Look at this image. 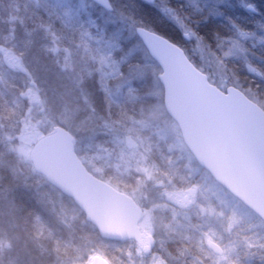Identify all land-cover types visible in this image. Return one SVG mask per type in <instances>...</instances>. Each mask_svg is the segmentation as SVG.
I'll use <instances>...</instances> for the list:
<instances>
[{
    "label": "rangeland",
    "instance_id": "rangeland-1",
    "mask_svg": "<svg viewBox=\"0 0 264 264\" xmlns=\"http://www.w3.org/2000/svg\"><path fill=\"white\" fill-rule=\"evenodd\" d=\"M111 1L115 7V4L120 5L122 0ZM233 1L185 0L192 8L194 15L212 12L213 15H218L216 12H220L221 5L227 4L230 7ZM154 5L160 14L171 20L181 30L179 31L183 34L185 42H191L188 53L195 58L202 73L213 78L215 82L214 69L211 68L213 62L217 61L213 56L214 53L202 48L203 45L199 40H194V43L191 41L194 37L188 30L186 20L179 18L177 12L169 9L165 1L158 0ZM93 7L85 0H69V8L85 12L88 17H96L97 21L104 22L106 28L112 31V36L123 38L125 41L124 53L120 54L118 65L111 67L110 71V76H113L117 71L119 72L118 67L121 69L125 67V72L120 74L119 79H121L113 90L114 94L122 95L125 86L131 81H136L135 84L138 85L142 80L145 84L148 83L147 87H142H146L147 90L142 94L143 104L137 111H140V114L135 116L134 135H123L118 130H114V126L107 124L104 128L96 123L91 109L93 106L84 93L86 90L84 85H81L78 74L64 78L61 73L56 81L51 80L48 83L42 81L44 85L49 86L43 91L36 89L34 83L33 89L26 85L24 89H28L22 95L25 100L26 117L17 123L19 126L24 124L19 129L20 137L17 135L15 126L0 123L3 142L12 144L16 149L11 156L5 150L7 147L0 145V264H32L34 258L41 259L40 264H45L49 259L45 258L49 255H43V252L33 256L32 250L36 249L21 236V225L18 220L20 209L16 205V199L14 200L16 198L14 192L17 196H23L21 193H24L29 185L26 181L30 179V176L23 169H26L30 163L33 145L45 133H51L59 127L67 128L76 138V151L87 168L101 179L105 176L112 186L116 187L105 175L109 167H113L118 172L120 179L132 172L142 176L141 182L136 179L139 187L137 186L138 188L136 187L129 195L144 211L141 227L147 235L155 238L156 245L150 255H145L143 249L137 245L129 246L122 255L128 264H188V251L184 250L183 254L172 255L170 247L177 239L188 238L191 235L190 232L199 234L200 237L196 242L204 254L207 253L205 249L213 253L214 256L209 257L210 264H233L227 256L236 254L237 250L246 254L247 263H252L254 260L264 264V226L201 171L189 154L177 124L166 113L163 102L164 91L158 79L161 70L149 57L141 42L136 39V28L120 12L119 16H113ZM250 39L248 36L239 34L238 42L233 40L232 44L226 48L230 52L222 46L218 47L219 52L222 56L225 54L235 56L236 51L231 50V47L233 45L237 47L242 44V41ZM114 43L110 49L116 47L117 50H121L120 44ZM4 54L5 59L11 61L13 68L20 67L17 57L10 52H4ZM218 87L225 91L229 86L227 83H220ZM145 97L148 98L146 107H144ZM103 136L107 138L111 136L113 142L115 141L113 150L101 152L100 150L103 149L94 145L96 142L98 144L99 140L103 141ZM121 151L122 153H119ZM35 179L38 178L35 177ZM44 187L45 184L43 186L36 183L30 189V195L40 203L43 202L42 192L50 191ZM50 192L55 198L54 206L64 210L66 218L64 219L66 221L55 219V222L63 226L69 236V230L72 228L70 224H82V219H79L78 211L72 203L63 199V195ZM40 207L49 214L53 213L47 205ZM212 242L221 247L222 256H218L209 247ZM81 243H83L80 244L83 256L80 255L78 260L83 258L82 260L90 262L100 257L110 263V260L93 244ZM65 260L54 264H77L75 259H71V263L67 261V258Z\"/></svg>",
    "mask_w": 264,
    "mask_h": 264
},
{
    "label": "trees",
    "instance_id": "trees-1",
    "mask_svg": "<svg viewBox=\"0 0 264 264\" xmlns=\"http://www.w3.org/2000/svg\"><path fill=\"white\" fill-rule=\"evenodd\" d=\"M163 1L169 9L178 13L179 18L186 20L188 30L194 37L191 41L194 43V40H199L203 45L202 48L214 53L213 56L217 61L213 62L211 68L214 69L216 80L213 82V78L208 77L209 81L217 87L220 83H227L229 87L243 92L264 110V0H232V6L228 7L227 4L220 6V12H216L218 15H213V12L194 15L185 0ZM156 2L158 0H153L152 4L143 0H122L120 5L115 4L112 13L107 14L119 16L120 12L134 28H144L161 35L179 46L193 65L201 70L195 58L188 53L191 42H185L181 30L160 14L154 5ZM87 3L94 6V9L101 10L94 4ZM111 4L113 6L112 1ZM111 32L104 22L97 21L96 17H88L85 12L69 8V0H0V123L15 126L20 137L19 129L24 124L19 126L17 123L26 117L25 100L22 96L25 91L28 88L33 89V83L36 89L43 91L45 87L49 88L43 82L56 81L61 73L64 78L78 74L81 85H84L86 90L84 93L93 106L91 109L96 123L104 128L107 124L114 126V130H118L123 135H134L135 116L140 114V111H137L143 104L142 94L147 90L148 83L145 84L142 80L138 85L135 84L136 81H131L125 86L122 95L114 94L113 90L121 79H119L120 74L125 72V67L123 66L122 69L118 67L119 72L117 71L113 76H110V71L111 67L118 65L120 54L124 53L126 46L123 38L114 37ZM239 34L251 39L242 41L237 47L235 45L231 47V50L236 51L235 56L228 54L222 56L218 47L222 46L226 49L233 40L238 42ZM113 43L120 44L121 50H117L116 47L110 49ZM4 52H10L17 57L20 67L13 68L11 61L5 59ZM157 68L160 70L159 67ZM26 85L28 88L24 89ZM143 86L146 87L142 88ZM144 101L146 107L148 98L145 97ZM48 134L45 133L41 138ZM102 140L94 144L103 149L100 150L101 152L113 150L115 141L113 142L111 136L108 138L103 136ZM18 141L20 142L19 139ZM0 142L3 143L0 145L7 147L5 150L9 155H14L15 147L12 144H5L7 142H3L1 134ZM76 153L81 158L77 151ZM23 170L30 176L26 181L29 185L25 188V192L21 193L23 196H17L14 192V196L16 195L14 200L16 199V205L20 209L18 220L21 225V236L36 249L32 250L33 256L35 254L38 256L42 252L43 255H49L45 257L49 258L45 264L66 261V258L68 262L75 259L77 264L87 263L88 261L82 260L83 258L78 260L80 255L83 256L80 244L85 242L93 244L111 264H128L122 255L129 246H136L134 242L122 244L102 240L97 229L87 223L84 213L72 200L48 185L44 177L36 174L31 163ZM106 171L105 175L110 179L109 182L126 194L136 189L138 186L136 179L142 181V176L133 172L120 179L113 167L107 168ZM102 180L107 181L105 176ZM36 183L43 186L45 184L44 188L61 195L78 211L79 219H82L83 223H71L69 236L67 230L55 222L59 219L66 221L64 220L66 218L64 210L54 206L55 198L52 193L44 190L41 194L43 201L41 203L30 195V189ZM44 205H47L53 213L49 214L40 207ZM242 207L252 214L244 206ZM253 216L264 226L259 218ZM190 233L188 238L181 237L176 240L170 247L171 254L180 255L185 250L189 252L188 264H210L209 257L214 256L213 253L205 249L207 253L204 254L196 242L200 237L199 234ZM235 253L227 256L233 264H260L254 260L252 263H247V256L243 251L237 250ZM32 262V264H40L42 260L34 258Z\"/></svg>",
    "mask_w": 264,
    "mask_h": 264
},
{
    "label": "water",
    "instance_id": "water-1",
    "mask_svg": "<svg viewBox=\"0 0 264 264\" xmlns=\"http://www.w3.org/2000/svg\"><path fill=\"white\" fill-rule=\"evenodd\" d=\"M89 1L113 11L109 0ZM136 35L162 70L166 113L196 163L264 223V110L236 88L223 92L210 84L183 50L164 37L142 28ZM30 160L38 174L73 200L102 239L134 241L145 245L146 254L154 249L155 239L141 232L142 210L86 171L68 131L60 128L38 141ZM209 247L223 255L217 244ZM90 264L109 263L97 257Z\"/></svg>",
    "mask_w": 264,
    "mask_h": 264
}]
</instances>
